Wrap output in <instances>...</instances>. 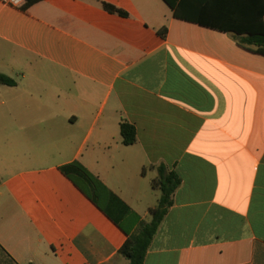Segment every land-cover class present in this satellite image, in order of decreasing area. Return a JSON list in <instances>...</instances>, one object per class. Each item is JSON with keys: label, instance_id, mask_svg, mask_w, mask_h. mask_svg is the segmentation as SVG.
<instances>
[{"label": "crops", "instance_id": "crops-1", "mask_svg": "<svg viewBox=\"0 0 264 264\" xmlns=\"http://www.w3.org/2000/svg\"><path fill=\"white\" fill-rule=\"evenodd\" d=\"M256 1L202 0L203 17L252 20ZM243 36L164 0H0L17 82L0 85V264L129 263L126 234L61 172L75 161L142 220L156 168L180 175L144 264H264V56Z\"/></svg>", "mask_w": 264, "mask_h": 264}, {"label": "trees", "instance_id": "trees-1", "mask_svg": "<svg viewBox=\"0 0 264 264\" xmlns=\"http://www.w3.org/2000/svg\"><path fill=\"white\" fill-rule=\"evenodd\" d=\"M39 1L42 0H26L19 7L27 10ZM164 1L171 7L178 19L222 31L245 34L240 40V44L244 48L264 56V0L256 1L258 17L252 20L207 19L203 17L202 0ZM102 5L110 13L128 16L127 12L110 3L102 2ZM166 32V28L159 31L162 36H165ZM16 84V80L0 73V85L15 86ZM121 135L123 143L127 146L137 142V130L126 120L121 123ZM156 169L158 175L153 180L152 187L161 191V197L158 205L151 210L152 221L145 223L138 213L81 162L75 161L60 167L61 172L126 234L127 240L120 248L119 253L129 260L128 264H144L154 236L174 203L173 195L182 184L180 175L174 171H168L166 166L160 165Z\"/></svg>", "mask_w": 264, "mask_h": 264}, {"label": "built area", "instance_id": "built-area-1", "mask_svg": "<svg viewBox=\"0 0 264 264\" xmlns=\"http://www.w3.org/2000/svg\"><path fill=\"white\" fill-rule=\"evenodd\" d=\"M2 2L12 5V6H20L23 4L26 0H1Z\"/></svg>", "mask_w": 264, "mask_h": 264}, {"label": "rangeland", "instance_id": "rangeland-1", "mask_svg": "<svg viewBox=\"0 0 264 264\" xmlns=\"http://www.w3.org/2000/svg\"><path fill=\"white\" fill-rule=\"evenodd\" d=\"M160 192H161V191H160ZM158 194H159V197H161V193H158ZM152 218H153V216H152L151 212H149V213L147 214V216H145V217L143 218V220H144L145 223H149V222L152 221Z\"/></svg>", "mask_w": 264, "mask_h": 264}]
</instances>
